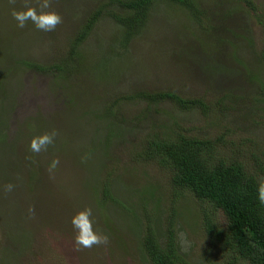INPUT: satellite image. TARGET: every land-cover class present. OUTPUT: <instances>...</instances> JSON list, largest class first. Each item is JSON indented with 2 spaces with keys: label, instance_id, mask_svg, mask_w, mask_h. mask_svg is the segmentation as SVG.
Instances as JSON below:
<instances>
[{
  "label": "rangeland",
  "instance_id": "rangeland-1",
  "mask_svg": "<svg viewBox=\"0 0 264 264\" xmlns=\"http://www.w3.org/2000/svg\"><path fill=\"white\" fill-rule=\"evenodd\" d=\"M107 1L51 0L48 10L62 11L67 25L62 19L63 27L50 33L62 44L65 33L59 27L73 34L79 25L76 17L70 20L74 11L84 5L83 12L90 17ZM5 3L4 13L10 14L11 2ZM18 4L17 10L25 8L23 1ZM193 4L195 10L171 0L157 1L150 18L159 21L166 37L160 38L161 29L155 32L159 26L151 22L127 49L121 47V27L102 10L103 18L78 48L82 92L66 88L80 78L79 73L38 72L26 66L24 61L31 59L46 67L61 49L38 40L40 30L31 22L18 28L0 11V264H150L141 252L142 231L146 224L162 231L170 218L185 257L197 264H226V255L211 246L204 232L205 204L168 185L169 172L144 156L143 137L174 120V127L187 135L234 141L229 149L238 147L234 131L252 143L264 141V0H193ZM202 49L207 54L198 51ZM7 53L11 60L3 65ZM206 60L243 73L252 70L253 79L242 81L251 84L237 90L240 79L234 92L233 82L226 81L228 88L220 85L207 93L206 85L196 82L197 75L192 83L183 75L186 66ZM157 88L196 98L203 106L184 111L171 101L154 106L124 98L140 89ZM231 89L245 99L229 102L231 95L225 92ZM219 100L233 108L221 111ZM242 104L252 108L254 136L240 132L248 127L240 120ZM52 131L57 133L54 144L39 153L30 151L33 137ZM239 159L252 164L251 157ZM52 160L59 163L50 171ZM107 179L113 198L102 199ZM9 184L11 191L6 190ZM86 207L92 209L94 230L107 235L108 242L78 249L71 218ZM216 219L222 227L225 219L220 212Z\"/></svg>",
  "mask_w": 264,
  "mask_h": 264
},
{
  "label": "trees",
  "instance_id": "trees-1",
  "mask_svg": "<svg viewBox=\"0 0 264 264\" xmlns=\"http://www.w3.org/2000/svg\"><path fill=\"white\" fill-rule=\"evenodd\" d=\"M6 1L11 2L7 9L10 10V14L4 13L7 12L5 8V6L7 7L5 5ZM18 1L20 0H0V11L3 16H9L10 24H16L11 11L13 8L17 9L19 7ZM21 1L24 2V5L27 2L29 6L33 7H38L41 2V0H37L36 3L34 0ZM157 1L160 0H108L107 4L103 3V5L99 6L97 11L90 17L86 16L85 10L83 12V5L79 12L74 11L71 14L70 20L76 17L74 22L79 21V25L74 26L75 31H73V34L72 31L67 32L62 28V23L58 24L62 26L59 27L60 30L65 33L62 44L59 41L60 37L56 34L55 37L50 32L40 30L38 40L51 43L52 48L58 47L61 49L60 53L52 54L55 57L54 62L46 67L31 59L30 61H24V63L30 69L38 72L52 69L55 70V73L61 74L66 69H69L79 73L80 78L77 81L73 80L67 83L66 88L74 86L82 92L84 81L82 80L83 77L79 67L83 64V60L80 58L81 51H78V48L82 41L93 32L98 20L103 18L102 10H106L109 18L121 27V47L127 49L131 40L139 35L143 29H148L151 22L159 26L155 32L161 29L158 34L159 37H166L164 29L159 25V21L155 18H150L151 9L157 5ZM171 1L188 7L189 10H195L193 0ZM250 8L253 10L259 9L253 4H250ZM55 12L62 16L67 25L64 13L62 11ZM70 23L72 24L71 21ZM207 27L209 29L212 28V23L208 24ZM71 28H73V24ZM163 41H166V39ZM198 42H203L200 37ZM198 51L201 54H207L204 49ZM261 57L264 63V39ZM1 60H3V65H5L7 60H11L9 53L5 54ZM183 71V75L189 78L190 83L197 75L196 82L198 83L201 80L202 84L206 85L207 93H213V89L215 90L220 85L227 87L224 84L226 81H232L233 84L230 87L234 89L240 79L242 80L235 88L244 91L243 87H247L251 83L243 85L242 81L253 79L252 70H246L247 73H243L242 70L231 67L229 69V67L220 62H212L210 60H206L204 63H193V66L188 65ZM231 71L236 72V74H231ZM157 89V91L140 89L124 98L142 100L147 103H153L154 106H158L161 101H171L177 108L184 111L190 110L197 105L203 106L204 102L196 98H185L174 90ZM233 89L225 92L231 95L229 102L233 101V99L237 100L239 97L243 100L245 99L244 95L234 94L237 90L234 89L233 92ZM100 93L96 95V99H98ZM220 99L225 98L220 97ZM105 100L102 98L100 101L105 102ZM218 102L221 104L220 100L216 103ZM243 106L244 104L239 108L242 113L240 120L248 127H245L246 129L240 132L246 136H254L256 135L255 123L250 119L252 108L249 106L243 108ZM229 108H233L230 103L220 105L221 111L225 112ZM151 109L155 112L153 107ZM97 112L94 111V114L98 115ZM107 112L114 117V114L108 108ZM147 112H149V109H147ZM216 113L218 114L217 110ZM138 124L139 122L132 126L133 130L138 127ZM175 125L177 123L172 120L171 124H167L165 129H162L161 126L160 131L154 128H152V131H148L145 134V138L143 137L144 156L154 160L169 172V186L177 190L187 191L190 196L205 204L202 216L204 232L211 246L216 247L217 250L219 249L224 256L226 255L228 260L226 264H238L239 262L243 264H264V205L260 204L258 200V187L264 179V141L255 140L252 143L249 139L234 131L235 137L239 138L238 147L234 146L229 149L227 145L233 144L234 141L224 142L223 136L216 137L213 140L197 138L178 130L174 127ZM246 142L250 144L246 145ZM230 152L232 155L233 152H236V157L234 158ZM103 154L102 158L104 157ZM109 156H111V153L107 151V158ZM241 157H251L252 160L250 161H252V164L240 160L239 158ZM30 177L32 178V175ZM109 184L107 179V190L103 189L102 199L113 198L108 189ZM115 200L119 202L116 198ZM173 212L174 208H172ZM217 212H220L225 219L222 227L217 224ZM141 252L150 264H197L183 255L172 218H170L162 231L154 229L151 224L145 225L141 234Z\"/></svg>",
  "mask_w": 264,
  "mask_h": 264
},
{
  "label": "clouds",
  "instance_id": "clouds-1",
  "mask_svg": "<svg viewBox=\"0 0 264 264\" xmlns=\"http://www.w3.org/2000/svg\"><path fill=\"white\" fill-rule=\"evenodd\" d=\"M51 7V0H41L38 7L29 6L26 2L23 10L12 9L11 15L16 21L18 28H24L29 22L37 29L44 32H51L55 30L58 24L62 23V16L55 11H46ZM57 133L55 131L45 132L42 135L32 138L29 144L30 151L39 153L42 150H47L49 145L54 144ZM59 161L52 160L49 165V170H54ZM13 185L6 186L7 191H11ZM259 203L264 205V180H262L258 187ZM71 224L76 232L75 244L77 248H91L93 245L107 244L108 236L101 235L94 230V220L91 208H84L78 211L71 218ZM184 250L187 251V242H185Z\"/></svg>",
  "mask_w": 264,
  "mask_h": 264
}]
</instances>
